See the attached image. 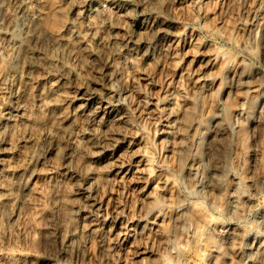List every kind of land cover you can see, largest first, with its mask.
Returning a JSON list of instances; mask_svg holds the SVG:
<instances>
[{
  "label": "rangeland",
  "instance_id": "1",
  "mask_svg": "<svg viewBox=\"0 0 264 264\" xmlns=\"http://www.w3.org/2000/svg\"><path fill=\"white\" fill-rule=\"evenodd\" d=\"M29 1L30 69L0 24V264H264V0Z\"/></svg>",
  "mask_w": 264,
  "mask_h": 264
},
{
  "label": "bare ground",
  "instance_id": "2",
  "mask_svg": "<svg viewBox=\"0 0 264 264\" xmlns=\"http://www.w3.org/2000/svg\"><path fill=\"white\" fill-rule=\"evenodd\" d=\"M11 1H14V4H15V6H12V8H14L13 9V13H8L7 11H9V10H7V8L10 6V4L12 3ZM61 1V0H60ZM66 2H68L69 3V7L67 8V9H65V10H67V13H70L71 12V10H73V8L75 7V6H77L76 5V3H77V0H65ZM11 2V3H10ZM30 2L31 1H27V0H7V2L4 0V1H0V24L3 22H6V21H3L4 19H6V18H8V16H9V19L10 18H12L13 19V21H14V23H12V24H14L13 25V27H12V29H6L3 33L5 34V35H7V36H9L8 37V44H9V46L11 47V49L13 50V52H14V56H16V60H17V58H19V56H20V58H22V66H23V68H24V70H28V69H30L31 68V66H32V60H33V57H34V55H35V53L38 51V50H36V48L37 47H35V45H34V42H35V40H37L38 39V37H39V35H40V29H39V18L41 17V14L37 11V10H35V8H33V5L31 6V5H29L30 4ZM36 3L37 4V2H39L38 0H32V3ZM41 2V1H40ZM40 3H38V5H39ZM42 4V3H41ZM98 5V4H97ZM97 5H93L94 7L92 8V10L88 13L89 15H86V16H83L84 17V19L83 20H86V21H88V28H91V27H95V24H98V23H103V21H102V19H101V17H105L106 15H108V14H116V13H118V12H121V11H123V9L122 8H120V7H118V5L116 4L115 6H112V5H110V6H108V7H104V6H97ZM40 6V5H39ZM43 6V5H42ZM65 6H66V4H65ZM11 8V7H10ZM37 8V7H36ZM39 8H41V7H38L37 9L38 10H41V9H39ZM8 13V14H7ZM65 13V12H64ZM63 13V14H64ZM39 14H40V17H39ZM108 17H109V15H108ZM68 19V18H67ZM98 19H101V20H98ZM108 19V18H107ZM106 19V20H107ZM95 20V21H94ZM8 21V20H7ZM10 21H11V19H10ZM12 21V22H13ZM72 20H70V22H71ZM73 21H74V18H73ZM77 21V20H76ZM98 23H97V22ZM75 22V21H74ZM73 22V23H74ZM78 22V21H77ZM3 23H2V25H1V27L3 26ZM8 23H9V21H8ZM67 23H69V22H67ZM78 23H80V22H78ZM135 23V22H134ZM5 24V23H4ZM10 24H11V22H10ZM82 24V23H81ZM107 24V23H106ZM41 25V24H40ZM72 25V24H71ZM74 25H75V23H74ZM78 26H80V24H77ZM5 26V25H4ZM83 26V25H82ZM6 27V26H5ZM11 27V26H10ZM9 27V28H10ZM77 27V26H76ZM96 27H97V25H96ZM101 27V26H100ZM70 28V27H69ZM81 28V27H80ZM75 29V28H74ZM78 29V28H77ZM77 29L76 30H73V33H72V36H70V39H71V37H72V39H75L74 41L75 42H77L79 45L80 44H84L85 46H87L88 47V45L90 46L91 45V47L92 48H89V49H92V50H90L91 52H92V55H97V56H99L98 54H99V51H101V50H99V49H102V48H99V45L101 44V41L97 38V40L96 39H93V35L92 36H90V38L92 37V39L90 40V38L88 39L86 36L87 35H82V32H80L79 31V29H78V31H77ZM102 29H103V27H102ZM82 30V29H81ZM84 30V29H83ZM100 30H101V28H100ZM71 31V30H70ZM70 31H69V34L68 35H70ZM87 31H90V30H87ZM102 31V30H101ZM105 31V30H104ZM40 32V33H39ZM84 32H86V31H84ZM2 33V32H1ZM94 33V32H93ZM93 33H91V34H93ZM54 34V33H53ZM52 34V35H53ZM56 34V33H55ZM54 34V35H55ZM83 34H85V33H83ZM90 34V35H91ZM98 34V33H97ZM134 34V33H133ZM1 35V34H0ZM60 35H62V34H60ZM65 35V34H64ZM68 35L66 36V38L68 37ZM95 35H96V32H95ZM4 36V35H3ZM51 37H53V36H51ZM62 37V36H61ZM61 37H54V39H53V43L51 44V46H52V48L54 49V52L56 51L57 53L59 52V50H61L60 49V47L62 46V44H61V40H62V38ZM89 37V36H88ZM95 37V36H94ZM1 38V37H0ZM100 38V37H99ZM111 38V37H110ZM4 39V38H3ZM101 39V38H100ZM64 40V39H63ZM68 40V39H67ZM5 41V40H4ZM138 41V40H137ZM63 42V41H62ZM66 42V41H65ZM64 42V43H65ZM71 42V44H72V42L73 41H70ZM67 43H68V41H67ZM66 44V43H65ZM65 44H63V45H65ZM104 44V43H103ZM103 44H101V46L103 45ZM126 44H127V42H126ZM67 45V44H66ZM73 45H74V43H73ZM37 46V45H36ZM48 46V45H47ZM43 46H41V48H42ZM45 47V46H44ZM65 47V46H64ZM68 47H70V43H69V46ZM51 48V47H50ZM49 48V49H50ZM73 48V47H72ZM63 49H66V48H63ZM70 49V48H69ZM74 49V48H73ZM86 49V48H85ZM8 50H10V49H8ZM44 50V49H43ZM45 50H47V49H45ZM90 51H88V52H90ZM114 51H116V50H114ZM41 52V51H40ZM46 51H44V53H45ZM47 52H48V50H47ZM52 52V51H51ZM55 52V53H56ZM65 52V51H64ZM69 52V51H68ZM72 52V51H71ZM56 53V54H57ZM60 53H61V51H60ZM66 53V52H65ZM64 53V54H65ZM37 54V53H36ZM51 54V53H50ZM49 55V54H48ZM91 55V54H90ZM101 55V54H100ZM13 56V57H14ZM51 56V55H50ZM94 56H92L93 58H94ZM48 57V56H47ZM55 57V56H54ZM58 57V56H57ZM49 58V57H48ZM59 58V57H58ZM61 58V57H60ZM59 58V59H60ZM49 59H51V58H49ZM63 59V58H62ZM62 59H60V60H62ZM57 58H53V60L52 61H54V64H56L55 63V61L57 62ZM59 60V61H60ZM18 61V60H17ZM16 61V62H17ZM48 61V60H47ZM58 61V62H59ZM48 62H50V63H52L51 62V60H49ZM47 62V63H48ZM34 63V62H33ZM20 64V63H19ZM53 64V65H54ZM62 63L60 62V65H61ZM66 64V63H65ZM34 65V64H33ZM50 66H51V64H49ZM61 67V66H60ZM59 67V68H60ZM62 68H64V67H62ZM66 68V67H65ZM51 71V70H50ZM54 71V70H53ZM64 71V70H63ZM61 73V72H60ZM93 84H94V82H93ZM98 85V84H97ZM78 97H77V99L80 101V100H82L83 102L84 101H91L92 100V96L90 95V94H88L87 92H82V91H80L79 93H78V95H77ZM17 99V98H16ZM13 104V103H12ZM22 104V103H21ZM20 104H18L17 102H14V104L12 105V107L10 108V109H12V112H19V110H20ZM8 109V108H7ZM16 114V113H15ZM10 115V114H9ZM8 115V117H9V119H11V118H13V116L10 118V116ZM7 117V118H8ZM4 130V129H3ZM3 136V135H2ZM4 139V138H3ZM1 141H2V139H1ZM4 141V140H3ZM2 141V142H3ZM2 151V149L0 150V152ZM2 154V153H1ZM25 189V188H24Z\"/></svg>",
  "mask_w": 264,
  "mask_h": 264
}]
</instances>
